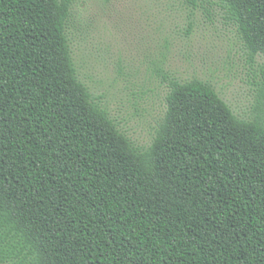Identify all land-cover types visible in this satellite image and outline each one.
<instances>
[{"label": "trees", "instance_id": "1", "mask_svg": "<svg viewBox=\"0 0 264 264\" xmlns=\"http://www.w3.org/2000/svg\"><path fill=\"white\" fill-rule=\"evenodd\" d=\"M76 1L0 0V264H264V78L243 118L165 72L139 146L80 79ZM183 1L219 6L264 61V0Z\"/></svg>", "mask_w": 264, "mask_h": 264}, {"label": "rangeland", "instance_id": "2", "mask_svg": "<svg viewBox=\"0 0 264 264\" xmlns=\"http://www.w3.org/2000/svg\"><path fill=\"white\" fill-rule=\"evenodd\" d=\"M68 35L80 79L139 146L166 112L165 72L210 82L238 116L256 114L264 61L250 59L215 4L77 0Z\"/></svg>", "mask_w": 264, "mask_h": 264}]
</instances>
